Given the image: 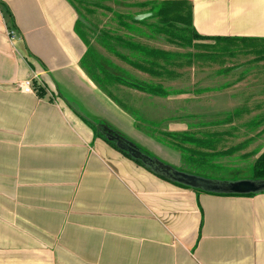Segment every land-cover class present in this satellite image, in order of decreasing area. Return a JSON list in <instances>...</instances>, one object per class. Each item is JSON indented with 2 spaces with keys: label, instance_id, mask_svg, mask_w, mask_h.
I'll return each mask as SVG.
<instances>
[{
  "label": "crops",
  "instance_id": "obj_1",
  "mask_svg": "<svg viewBox=\"0 0 264 264\" xmlns=\"http://www.w3.org/2000/svg\"><path fill=\"white\" fill-rule=\"evenodd\" d=\"M148 2H187L202 37L264 41V0ZM81 13L72 0H0V264H264V193L176 185L82 120L108 125L176 168L170 150L83 70L82 34L91 45L95 35L80 27ZM26 82L31 93L21 89ZM245 84L233 88L247 101L264 99Z\"/></svg>",
  "mask_w": 264,
  "mask_h": 264
},
{
  "label": "rangeland",
  "instance_id": "obj_2",
  "mask_svg": "<svg viewBox=\"0 0 264 264\" xmlns=\"http://www.w3.org/2000/svg\"><path fill=\"white\" fill-rule=\"evenodd\" d=\"M85 1L92 13L88 14L85 7L79 8L92 25L95 35L92 46L96 53L101 54L107 61L104 66L121 76L127 75L144 83L161 84L170 94L169 99L159 98L128 89L120 84L108 86L114 97L134 111L136 125H140L142 132L170 150L168 153L170 161L177 162L174 165L180 171L216 181L251 179L252 167L256 161L255 153L264 149V99L261 95V99L247 101L246 97L249 95L247 96L246 92H237L233 86L240 79L247 80L249 85L245 84L243 89L253 87V91H256L259 88V93L264 96V43L258 44L254 49L247 45L242 47L240 44L237 49L234 47L232 50L233 56L222 54V57L211 59L204 53L217 54L212 50L197 51L191 47L169 44L164 35L155 33L157 31L153 27L158 25L155 14L149 7H138L145 0ZM96 4H100L101 7H95ZM118 16L128 18L125 20L128 23L129 18H132L142 21L143 24H134L132 30H127L120 27L122 20H119ZM101 31H108L112 35L121 36L124 40L148 49L179 55L199 52L202 53V58L189 68L173 69L180 74L177 78L157 80L135 71L128 63L101 47L98 41ZM255 50H261L263 53L256 55ZM117 51L135 59L134 53H130L128 48L118 47ZM176 123L188 124L190 131L187 132L214 144L212 149L197 147L196 150L218 155L210 157L206 162H201L197 158L192 160L187 154L183 156L184 151L182 153L174 149L169 144L170 139L162 137L165 133H180L172 130ZM186 147L193 149L194 146ZM237 147L241 149L228 154Z\"/></svg>",
  "mask_w": 264,
  "mask_h": 264
},
{
  "label": "trees",
  "instance_id": "obj_3",
  "mask_svg": "<svg viewBox=\"0 0 264 264\" xmlns=\"http://www.w3.org/2000/svg\"><path fill=\"white\" fill-rule=\"evenodd\" d=\"M78 4V6L85 7V10L88 14L92 13L89 10L88 4L85 0H72ZM100 4H96L95 7H99ZM101 7V6H100ZM140 8H150V11L155 14V18L158 19V25L153 27L156 29L159 35H164L166 41L169 44L181 46V47H191L197 51H208L212 50L217 54L207 52L204 53L206 56H209L211 59L217 57H222V54H229L233 56L234 52L232 51L234 47L236 49L241 44L242 47L245 45L256 48L258 44L264 43L258 40L253 39H228V38H208L200 36L194 29L192 22V6L187 2H162V3H143L139 4ZM82 14V13H81ZM80 14V27L84 28L86 31L91 32V24L83 17V14ZM120 22V27L132 30V25L134 24H143L142 21H137L135 19L129 18V23L125 20L128 18L118 16ZM102 32V31H101ZM100 38L98 39L99 45L103 47L108 53L113 54L123 62L128 63L133 69L138 70L142 73H145L153 78H156L161 81H165L169 78H177L180 74L176 73L173 69H184L186 67L193 66L195 61L202 58V53L195 52L189 53L186 55L179 54H170L160 50L148 49L139 44H134L132 41L124 40L121 36L112 35L110 32L103 31L100 33ZM83 38L86 41L87 52L84 58L82 59L81 66L90 79L96 84V86L115 103L120 109L125 113L130 115L135 121L137 120L136 114L134 111L124 105L119 99L114 97L111 92L108 90V86L114 84H120L125 86L128 89H132L144 94H148L154 97L159 98H168L170 94L167 92L165 87L161 84H150L144 83L135 79L128 77L127 75L121 76L116 73H112L108 70L104 64H107V61L103 58L101 54L96 53L93 49V46L90 42L89 33L84 32ZM89 36V37H88ZM213 41L214 44H202L200 42ZM123 47L128 48L130 53H134V58H129L117 51V48ZM232 48V49H230ZM261 52L258 50L254 51V54L261 55ZM260 60V58H258ZM82 120L91 127L94 131V134L107 142L117 151L121 152L123 155L136 162L137 164L143 166L140 162L132 159L127 153L120 151L115 144L108 142L105 137L97 130L96 126L98 123H95L88 118L80 116ZM230 118V115L228 116ZM137 123V121H136ZM257 126L259 124H256ZM136 127L142 131L139 124ZM161 134V133H160ZM162 137H168L170 139V145L178 150L179 152L184 151V155H189V158L195 160L196 158L201 162H206L210 157H216L218 154H207L205 152H200L196 150L199 148L212 149L214 144L209 140L198 139L191 134V132L184 133H165L162 134ZM166 139V138H165ZM192 145L193 149L187 148L186 146ZM241 147H237L228 154L237 152ZM145 152V150H143ZM227 153V152H226ZM226 155V154H224ZM259 155L252 167V177L253 180H264V149L262 152H256L255 156ZM252 156V154H250ZM187 158V156H186ZM144 167V166H143ZM158 176V175H157ZM162 179L164 177L158 176ZM178 185V184H176ZM252 196V195H251Z\"/></svg>",
  "mask_w": 264,
  "mask_h": 264
},
{
  "label": "water",
  "instance_id": "obj_4",
  "mask_svg": "<svg viewBox=\"0 0 264 264\" xmlns=\"http://www.w3.org/2000/svg\"><path fill=\"white\" fill-rule=\"evenodd\" d=\"M96 128L108 142L115 144L120 151L127 153L132 159L140 162L152 173L164 177L175 184L197 191L220 195L250 196L264 193V180L216 181L185 173L150 155L147 151L144 152L136 143L108 125L98 124Z\"/></svg>",
  "mask_w": 264,
  "mask_h": 264
},
{
  "label": "built area",
  "instance_id": "obj_5",
  "mask_svg": "<svg viewBox=\"0 0 264 264\" xmlns=\"http://www.w3.org/2000/svg\"><path fill=\"white\" fill-rule=\"evenodd\" d=\"M8 36L10 37V40H14L15 37H14V33L9 31L8 32ZM32 83L31 82H26L22 85L21 89L23 92H26V93H31L32 92Z\"/></svg>",
  "mask_w": 264,
  "mask_h": 264
}]
</instances>
